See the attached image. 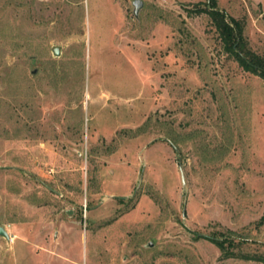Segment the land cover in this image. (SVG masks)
<instances>
[{
	"label": "rangeland",
	"instance_id": "374dc122",
	"mask_svg": "<svg viewBox=\"0 0 264 264\" xmlns=\"http://www.w3.org/2000/svg\"><path fill=\"white\" fill-rule=\"evenodd\" d=\"M134 1L0 0V264H264V0Z\"/></svg>",
	"mask_w": 264,
	"mask_h": 264
},
{
	"label": "trees",
	"instance_id": "16d2710c",
	"mask_svg": "<svg viewBox=\"0 0 264 264\" xmlns=\"http://www.w3.org/2000/svg\"><path fill=\"white\" fill-rule=\"evenodd\" d=\"M204 12H207L212 18V21L216 25L223 42L225 43L227 51L237 58L245 70L264 78V61L252 56L245 50L243 31L240 25L235 22V27H232L227 22L226 14L220 12L216 8L215 3H213L211 9H205Z\"/></svg>",
	"mask_w": 264,
	"mask_h": 264
},
{
	"label": "water",
	"instance_id": "95a60500",
	"mask_svg": "<svg viewBox=\"0 0 264 264\" xmlns=\"http://www.w3.org/2000/svg\"><path fill=\"white\" fill-rule=\"evenodd\" d=\"M134 7H135V13H138L140 11V9L143 7V2L141 0H135L133 3ZM54 53L55 55H60V51L58 48L54 49ZM0 236H3L7 239L10 238L9 233L6 231V229L0 225Z\"/></svg>",
	"mask_w": 264,
	"mask_h": 264
}]
</instances>
